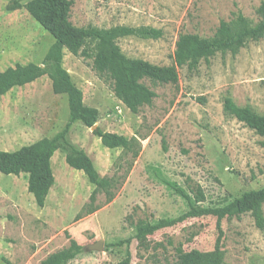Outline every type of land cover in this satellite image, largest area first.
Returning <instances> with one entry per match:
<instances>
[{
    "label": "rangeland",
    "instance_id": "obj_1",
    "mask_svg": "<svg viewBox=\"0 0 264 264\" xmlns=\"http://www.w3.org/2000/svg\"><path fill=\"white\" fill-rule=\"evenodd\" d=\"M12 1L0 0V72L40 63L53 43L24 9L6 11ZM72 2L69 20L77 27L160 29L157 40L127 37L116 43L128 58L169 66L180 34L211 37L221 21H230L237 12L256 23L264 0ZM63 53L62 66L81 90L84 104L99 112L97 127L134 139L133 151L105 148L90 128L70 124L69 142L85 151L101 177L112 181V199L107 201L99 191L92 205L94 186L66 164L61 151L51 158L55 181L43 208L28 193L26 174L0 173V264H39L69 245L66 233L82 249L69 264H116L127 249L131 264H177V247L212 250L218 236L213 216L189 218L157 231L142 245L133 240L134 225L187 212L185 200L164 182L186 191L199 187L205 206L264 186V139L224 116L221 107L228 95L238 106L264 115V39L246 42L236 54L201 60L194 70L177 68L175 85L143 80L156 97L136 114L115 98L112 82L93 70L92 59ZM68 123L67 98L52 92L47 76L0 96V150L15 151L51 138ZM90 206L95 211L87 214ZM262 211L264 215V204ZM220 228L224 264H264V229L256 228L249 213L223 219ZM98 242L101 250H86Z\"/></svg>",
    "mask_w": 264,
    "mask_h": 264
},
{
    "label": "trees",
    "instance_id": "obj_2",
    "mask_svg": "<svg viewBox=\"0 0 264 264\" xmlns=\"http://www.w3.org/2000/svg\"><path fill=\"white\" fill-rule=\"evenodd\" d=\"M72 4V0H25L23 4L19 0H13L5 8L7 12L24 9L52 37L53 43L46 50L40 63L17 64L0 72V96L47 76L51 82L52 92L55 95H65L68 103L69 123L53 137L42 138L15 151L0 150V173L6 176L26 174L27 191L33 196L35 205L39 208L44 207L54 185L51 158L57 151L63 153L69 167L81 171L87 181L94 186L89 205L94 203L95 195L99 191L106 194L107 201L113 197L110 192L111 179L101 177L85 151L75 147L67 139L70 124L79 122L87 128H92L99 120V112L96 108L84 104L81 90L73 84L63 68L64 50L74 56L92 59L93 70L112 82L115 98L131 113L136 114L142 106L151 105L156 97L143 80L175 85L178 81L177 68L186 66L188 70H194L201 60H207L217 53L236 54L246 42L264 39V3H262L257 9L260 19L256 23L248 22L240 12H237L230 21H221L211 37H201L191 33L180 34L175 42L173 64L158 66L142 59L126 57L116 42L127 37L157 40L162 36L160 29L124 25L107 29L77 27L69 20ZM199 101L204 102V99L199 98ZM221 107L224 116L236 119L264 139V115L255 113L248 106H238L228 95L222 98ZM92 133L99 138L105 148L133 151L134 139L104 132L98 127ZM164 183L168 189L185 200L187 212L175 218H161L155 222L138 221L134 225L133 240L142 245L148 236L157 231L174 227L189 218L203 216L215 217L218 230L214 247L210 251L194 249L186 252L181 247H177L175 249L177 264H224L220 225L225 218L249 213L256 228L264 229L262 211L264 186L244 191L232 200L224 198L215 206H205L202 204L205 195L199 187L186 191L175 183ZM94 211L95 207H91L86 213L91 214ZM66 235L69 245L47 255L39 264H69L81 254V247L68 233ZM130 242L131 240L126 241L128 245ZM120 245L122 242L116 244V246ZM116 264H131L129 249Z\"/></svg>",
    "mask_w": 264,
    "mask_h": 264
},
{
    "label": "water",
    "instance_id": "obj_3",
    "mask_svg": "<svg viewBox=\"0 0 264 264\" xmlns=\"http://www.w3.org/2000/svg\"><path fill=\"white\" fill-rule=\"evenodd\" d=\"M97 125L95 124L91 129V131L93 132L95 129H96ZM102 248V243L101 242H98V243H95L93 245H89L86 247V250H95V251H98V250H101Z\"/></svg>",
    "mask_w": 264,
    "mask_h": 264
}]
</instances>
